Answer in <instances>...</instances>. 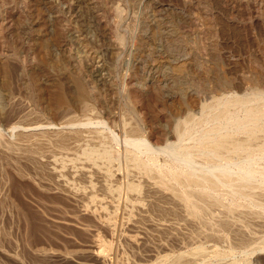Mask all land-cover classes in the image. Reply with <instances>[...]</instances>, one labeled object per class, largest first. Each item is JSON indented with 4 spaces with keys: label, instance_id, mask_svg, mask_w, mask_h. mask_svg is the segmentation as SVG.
I'll list each match as a JSON object with an SVG mask.
<instances>
[{
    "label": "rangeland",
    "instance_id": "374dc122",
    "mask_svg": "<svg viewBox=\"0 0 264 264\" xmlns=\"http://www.w3.org/2000/svg\"><path fill=\"white\" fill-rule=\"evenodd\" d=\"M261 105L264 0H0V264H264Z\"/></svg>",
    "mask_w": 264,
    "mask_h": 264
},
{
    "label": "bare ground",
    "instance_id": "6f19581e",
    "mask_svg": "<svg viewBox=\"0 0 264 264\" xmlns=\"http://www.w3.org/2000/svg\"><path fill=\"white\" fill-rule=\"evenodd\" d=\"M19 59V58H18ZM20 60V59H19ZM59 63V62H58ZM62 65V64H61ZM56 66V65H55ZM8 77V76H7ZM78 82V81H77ZM5 83V82H4ZM3 83V84H4ZM9 83V82H8ZM72 84H73V82H72ZM74 85V84H73ZM60 86V85H59ZM8 87V86H7ZM5 88V87H4ZM60 88V90H62L61 89V87H59ZM73 88H74V90H75V88L76 87H74L73 86ZM77 89V88H76ZM78 89H80V91H81V93H82V91H83V88H82V85L80 84V82L78 83ZM58 92H60V91H58ZM86 97V96H85ZM232 97V96H231ZM238 97H236L235 99H237ZM56 99H57V102L58 101H60V99H62L60 96H57L56 97ZM231 99V98H230ZM63 100H64V98H63ZM227 100V99H226ZM65 101V100H64ZM64 101H62V102H64ZM81 101V100H80ZM228 101V100H227ZM234 101H236V100H234ZM233 101V102H234ZM237 101H238V99H237ZM243 101V100H242ZM241 101V102H242ZM262 101V100H261ZM82 102V101H81ZM65 103V102H64ZM80 103V102H79ZM59 104H61V102H59ZM224 106V105H223ZM222 106V107H223ZM262 106V105H261ZM260 106V107H261ZM243 107V106H242ZM260 107H256V108H258L255 112L256 113H254L253 114V111H250V112H252V115H257V116H261V117H263L264 116V106H262L261 108ZM244 108V107H243ZM255 110V109H254ZM221 111H224V110H221ZM248 111V110H247ZM249 112V111H248ZM248 112H247V114H248ZM217 115V114H216ZM247 116V115H246ZM260 117V118H261ZM218 118H219V116H218ZM247 118H248V116H247ZM251 118V117H250ZM255 118H257V117H255ZM246 119V118H245ZM233 120V119H232ZM217 121V120H216ZM242 121V120H241ZM246 124V123H245ZM244 124V125H245ZM226 125V124H225ZM260 125V124H259ZM238 126H239V124H238ZM241 126H243V125H241ZM245 126H247V125H245ZM257 126V125H256ZM255 126V127H256ZM245 128H247V127H243V129H245ZM260 128H261V126H260ZM237 129V128H236ZM248 130H249V127L247 128ZM251 129V128H250ZM258 129V128H257ZM261 129H263V128H261ZM247 130V132H250V131H248ZM253 129H251V131H252ZM184 131V130H183ZM240 131H241V129H240ZM243 131V130H242ZM264 131V130H263ZM236 132V131H235ZM253 133H254V130L252 131ZM260 132V131H259ZM256 133V132H255ZM264 133V132H263ZM63 134V133H62ZM235 134V133H234ZM229 135V134H228ZM248 135H249V133H248ZM183 136V135H182ZM230 136V135H229ZM244 136V135H243ZM250 136V135H249ZM65 137V136H64ZM74 137V136H73ZM228 137V136H227ZM248 137V136H247ZM252 137H253V134H252ZM213 138H214V136H213ZM234 138V137H233ZM236 138V137H235ZM249 138V137H248ZM248 138H246L247 140H248ZM60 139H62V138H60ZM75 139H77V138H75ZM250 139L251 138H249V141H250ZM65 140V139H64ZM247 140H243V139H230V138H226V136L224 137V135H223V137H221V138H219V139H215V141H212L210 144H209V146H207V147H209V152L211 151L212 153H217V152H221L220 150H224V148L226 149H228V147L230 146V148L229 149H233L234 150V152H236V151H239V150H241V149H243L247 144H245L244 143V141L245 142H247ZM69 142V141H68ZM263 143H264V140H263ZM263 143H262V145H263ZM251 146V145H250ZM259 146V145H258ZM202 147V146H201ZM254 147V146H253ZM246 148V147H245ZM249 148V147H248ZM261 149V148H260ZM188 152V151H187ZM211 152H210V154H211ZM101 154V153H100ZM204 155V154H203ZM232 155V154H231ZM239 155V154H238ZM216 156V155H215ZM218 156V155H217ZM237 156V155H236ZM225 159V158H224ZM238 161V160H237ZM236 163V162H235ZM250 163V162H249ZM142 165V164H141ZM216 166V165H215ZM107 171V170H106ZM184 173V172H183ZM238 173V172H237ZM162 174V173H161ZM180 175V174H179ZM178 176V175H177ZM217 176V175H216ZM173 177H175V176H173ZM179 178V179H178ZM178 178H176V179H178V180H185L187 183H188V185L186 186V187H191V186H189V185H197V186H199V185H201L202 184V186L205 184H209V186L210 187H212V188H215V186H216V184L218 183V182H215L216 184L214 185L213 183V181L214 180H212L211 181V179L212 178H207V175H206V177H205V174H202V175H198V176H195V175H193V174H186L185 176H184V178H182V179H180V177H178ZM225 178V177H224ZM238 178V177H237ZM182 180V182H184ZM176 182H179V181H176ZM223 182V181H222ZM181 183V182H180ZM179 183V184H180ZM187 183H184L185 185L187 184ZM237 183H239V182H237ZM248 183V182H247ZM160 184H162V182L160 183ZM242 184V183H241ZM165 185V184H164ZM238 185V184H237ZM163 186V185H162ZM193 186V187H194ZM208 186V185H207ZM208 186V187H209ZM224 186V185H223ZM239 186V185H238ZM164 187V186H163ZM171 187V186H170ZM196 187V186H195ZM209 187V188H210ZM218 187V186H217ZM167 188V187H166ZM199 188V187H198ZM206 188V187H205ZM208 188V189H209ZM254 188V187H253ZM179 190V189H178ZM210 190H212V189H210ZM216 190V189H215ZM174 191H176V190H174ZM183 191V190H182ZM185 191V190H184ZM198 191V190H197ZM206 191V190H205ZM205 191H204V193H205ZM213 191H214V189H213ZM233 191V190H232ZM177 192V191H176ZM190 192H192V191H190ZM189 192V193H190ZM199 192V191H198ZM197 192V193H198ZM241 192V191H240ZM179 193H181V192H179ZM178 193V194H179ZM187 193V192H186ZM207 193V192H206ZM205 193V194H206ZM244 193V192H243ZM185 194V193H184ZM194 194H195V190H194ZM199 194V193H198ZM202 195H203V191H202V193H201ZM200 194V195H201ZM204 194V195H205ZM210 194V193H209ZM180 195H182L183 196V194H180ZM180 195H179V197H180ZM191 195H192V193H191ZM191 195H189L188 194V196H191ZM196 195V194H195ZM207 195V194H206ZM256 195H258V194H256ZM199 196V195H198ZM197 196V197H198ZM214 196V195H213ZM252 196V195H251ZM204 197H206V196H203V199H204ZM207 197H208V195H207ZM187 198V197H186ZM212 198V197H211ZM185 199V198H184ZM190 199V198H189ZM192 199V198H191ZM190 199V200H191ZM198 199H202V197L200 196V197H198ZM182 200H183V198H182ZM193 200V199H192ZM185 201H188V198L187 199H185ZM185 201H183V202H185ZM196 201V200H195ZM217 201V200H216ZM194 202V201H193ZM203 202V201H202ZM186 203H189V202H186ZM196 203V202H195ZM214 203V202H213ZM194 204V203H193ZM208 204V203H207ZM263 204V203H262ZM191 205V204H190ZM215 205V204H214ZM226 207V206H225ZM195 208V207H194ZM199 208V207H198ZM191 209H192V207H191ZM197 209V208H196ZM229 209V208H228ZM239 210V209H238ZM192 211H194V209L192 210ZM199 211V210H198ZM203 211V210H202ZM226 211V210H225ZM196 212V211H195ZM195 212H193V213H195ZM229 213V212H228ZM96 242V241H95ZM101 253V252H100ZM201 253V252H200ZM181 258V257H180ZM179 258V259H180ZM179 259H177L178 260V263L177 264H180L181 262H183V258L182 259H180V263H179ZM177 262V261H176ZM176 264V263H175ZM184 264V263H183Z\"/></svg>",
    "mask_w": 264,
    "mask_h": 264
}]
</instances>
